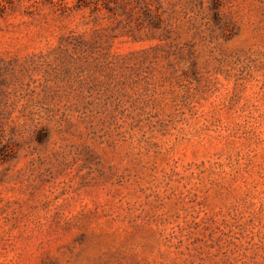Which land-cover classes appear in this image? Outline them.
<instances>
[{
	"label": "rangeland",
	"instance_id": "1",
	"mask_svg": "<svg viewBox=\"0 0 264 264\" xmlns=\"http://www.w3.org/2000/svg\"><path fill=\"white\" fill-rule=\"evenodd\" d=\"M0 264H264V0H0Z\"/></svg>",
	"mask_w": 264,
	"mask_h": 264
}]
</instances>
